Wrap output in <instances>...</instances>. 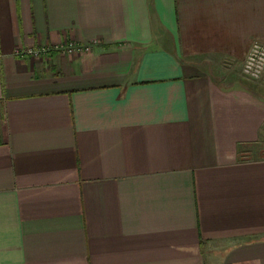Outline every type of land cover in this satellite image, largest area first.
Segmentation results:
<instances>
[{
	"label": "crops",
	"instance_id": "obj_1",
	"mask_svg": "<svg viewBox=\"0 0 264 264\" xmlns=\"http://www.w3.org/2000/svg\"><path fill=\"white\" fill-rule=\"evenodd\" d=\"M255 42L264 0H0V264H264Z\"/></svg>",
	"mask_w": 264,
	"mask_h": 264
},
{
	"label": "built area",
	"instance_id": "obj_2",
	"mask_svg": "<svg viewBox=\"0 0 264 264\" xmlns=\"http://www.w3.org/2000/svg\"><path fill=\"white\" fill-rule=\"evenodd\" d=\"M93 45H82L75 42L64 43L53 48L63 54H85L90 53ZM50 48L43 47L37 50L29 49L24 54L39 58L43 54L50 53ZM23 52H19L22 54ZM242 75L248 81L255 82L264 87V44L255 42L242 66Z\"/></svg>",
	"mask_w": 264,
	"mask_h": 264
},
{
	"label": "rangeland",
	"instance_id": "obj_3",
	"mask_svg": "<svg viewBox=\"0 0 264 264\" xmlns=\"http://www.w3.org/2000/svg\"><path fill=\"white\" fill-rule=\"evenodd\" d=\"M238 77H239V78H241V77H242V75H241V76H239V75H238Z\"/></svg>",
	"mask_w": 264,
	"mask_h": 264
}]
</instances>
